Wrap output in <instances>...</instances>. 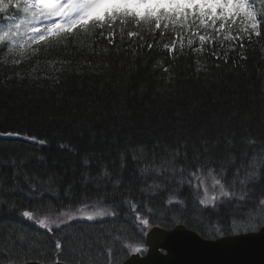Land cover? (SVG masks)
Returning a JSON list of instances; mask_svg holds the SVG:
<instances>
[{
    "label": "trees",
    "instance_id": "1",
    "mask_svg": "<svg viewBox=\"0 0 264 264\" xmlns=\"http://www.w3.org/2000/svg\"><path fill=\"white\" fill-rule=\"evenodd\" d=\"M241 26L225 24L223 34L212 44L206 42L200 53L194 51L198 39L188 46L187 33L183 41L181 36L173 41V32L163 36L148 33L141 40L122 36L119 25L111 38L107 32L103 36L80 33L59 45H34L39 51L18 65L1 48L0 133L20 135L0 138V264H51L56 257L67 264H122L131 252L115 253L120 244L117 235L133 246L144 245L134 213L124 203L129 195L134 202L154 206L147 214L151 226L172 229L184 224L211 240L236 235L208 231L209 221L216 220L213 210L198 211L186 199L187 185L181 189L186 214L173 222L176 213L140 191L154 181L163 183V179L152 171L141 174L140 168L152 161L153 149L159 163L168 155L165 148L174 150L178 141H188L191 156V146L199 147L201 133L217 144V155L223 152L225 137L231 139L237 166L261 152L264 23L261 36L253 34L251 41ZM229 35L242 36L244 46L240 47V40L225 39ZM173 42L176 52L169 50ZM5 56L8 62H4ZM249 137L258 143L246 144ZM141 147L143 160L139 158ZM133 149L137 150L136 160ZM85 158L88 165L83 163ZM105 167L112 174L111 181L105 177L83 183L85 172L98 177ZM234 171L229 166V180ZM117 178L121 183L114 189ZM262 189L264 169L255 184L256 194ZM161 196L166 199L167 192L156 193ZM93 201L117 215L94 222H68L52 232L22 215L26 210L41 215L50 210L53 214L75 213L85 203L86 210H93ZM220 211L227 215L223 206ZM58 239L59 250L55 246ZM110 246L115 253L111 258L107 255Z\"/></svg>",
    "mask_w": 264,
    "mask_h": 264
},
{
    "label": "snow or ice",
    "instance_id": "2",
    "mask_svg": "<svg viewBox=\"0 0 264 264\" xmlns=\"http://www.w3.org/2000/svg\"><path fill=\"white\" fill-rule=\"evenodd\" d=\"M0 15L5 17L4 22L0 23V47L12 57L10 62L18 65L39 51V48H34L33 45L39 46L41 43L59 45L69 36L80 33L84 36H103L107 32L108 37L111 38L116 34L117 25L122 36L127 34L130 38L139 37L141 40L144 34L148 33L159 32L163 36L171 30L179 35L177 29L186 30L188 46L193 44L194 39H198L199 46L194 51L200 53L206 42L214 43L216 34L224 29L226 23L235 24L239 18L243 24V35H247L251 41L253 34L256 37L261 36L264 0H0ZM180 39L183 41L182 36ZM225 39L240 40V47L244 46L242 36L229 35ZM147 46L153 47L150 43ZM183 47L184 44L181 42L180 51H183ZM169 50L177 51L175 42ZM242 58L246 59V57ZM3 59L4 62H8L7 56ZM200 68H203V65H200ZM200 68H197V72ZM164 71L167 72L168 69L165 68ZM0 135L19 136L20 133L7 132ZM39 143L46 142L39 141ZM245 143L252 146L258 142L249 137ZM188 147L187 140L178 141L174 150L166 147L165 151L168 155L161 157L159 163L156 162L157 154L153 149L152 161L140 168V172L141 174L155 172L164 182L154 181L140 191L159 199L167 211L176 213L173 222H178L177 217L183 218L186 214L187 205L185 199L181 198L185 193L181 189L187 185L186 199L191 200L198 211L213 210L216 220L215 222L210 220L208 226V231L213 235L225 232L244 234L264 230V189L259 195L255 192V184L261 180L264 169V142H261L262 150L259 154L253 155L247 163L242 159L239 166L236 165V157L232 155L233 141L227 137L220 155L215 151L217 144L204 133L200 134L199 147L195 144L191 146V156L188 154ZM136 153L137 150L133 149L134 160L137 159ZM139 154L140 159H145L143 147L139 149ZM247 155V152L243 153L244 157ZM123 158L122 154L121 167H123ZM12 162L15 163L14 160ZM83 163L88 165V158H85ZM229 166L235 168L230 180ZM84 177L85 184L89 179L100 181L107 177L109 181L112 180V174L106 167L98 177H89L87 172L84 173ZM120 183L121 179H115L114 189ZM99 186L97 183V187ZM71 190L72 187L69 185V193ZM158 191L167 192V198L156 197ZM124 203L134 213L133 220L137 222L135 226L140 228L141 236L144 235V229L150 226L147 214L153 212L154 206L149 207L142 201L134 202L130 195ZM92 206L91 212L86 211L87 203L77 211L89 221L98 217L117 215L110 208L100 207V202L93 201ZM221 206L227 211L226 216L222 215ZM138 208L140 211H137ZM141 212L146 214L142 215ZM22 215L49 232H52L53 226L60 228L62 224H67L76 218V214L72 211L53 214L50 210L49 213L41 215L26 210ZM20 238L24 239L23 236ZM126 239L119 235L115 237V240L120 241V244L115 246V253L123 254L125 249L135 254L144 251L139 244L133 246L126 243ZM55 246L56 249H61L59 239L56 240ZM115 253L111 246L108 247L107 255L110 258Z\"/></svg>",
    "mask_w": 264,
    "mask_h": 264
},
{
    "label": "water",
    "instance_id": "3",
    "mask_svg": "<svg viewBox=\"0 0 264 264\" xmlns=\"http://www.w3.org/2000/svg\"><path fill=\"white\" fill-rule=\"evenodd\" d=\"M145 248L143 256L134 253L123 264H264V230L209 240L182 224L152 227Z\"/></svg>",
    "mask_w": 264,
    "mask_h": 264
},
{
    "label": "rangeland",
    "instance_id": "4",
    "mask_svg": "<svg viewBox=\"0 0 264 264\" xmlns=\"http://www.w3.org/2000/svg\"><path fill=\"white\" fill-rule=\"evenodd\" d=\"M76 219L89 221V220L86 219L85 216L81 215L80 213H79V215H77V217L75 218V220H76ZM97 219H100V217H98V218H96V219H94V220H92V221H95V220H97ZM62 225H63V224H62Z\"/></svg>",
    "mask_w": 264,
    "mask_h": 264
}]
</instances>
